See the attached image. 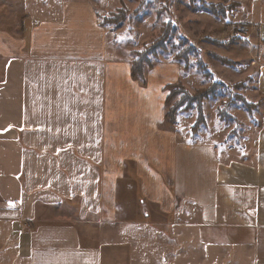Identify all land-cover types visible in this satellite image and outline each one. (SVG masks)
I'll return each mask as SVG.
<instances>
[{"label": "crops", "instance_id": "1", "mask_svg": "<svg viewBox=\"0 0 264 264\" xmlns=\"http://www.w3.org/2000/svg\"><path fill=\"white\" fill-rule=\"evenodd\" d=\"M20 2L0 27V264H264V132L239 151L185 113L163 125L176 60L143 84L101 2ZM257 61L264 93V42Z\"/></svg>", "mask_w": 264, "mask_h": 264}, {"label": "rangeland", "instance_id": "2", "mask_svg": "<svg viewBox=\"0 0 264 264\" xmlns=\"http://www.w3.org/2000/svg\"><path fill=\"white\" fill-rule=\"evenodd\" d=\"M95 1L98 4L101 2L100 17L112 15L121 8L126 10L127 17L121 26L107 25L111 32V47L123 52L126 57L133 59L131 52L141 50L164 34L168 37L164 48L155 51V54L150 55L149 58L155 66L173 62L175 60L173 57L176 55L183 57L181 62L177 61V65L174 64L177 67L175 73L179 74L175 75L173 80L179 84L174 88L177 94L174 95L172 102L180 98L182 90L192 95L196 90L205 88L214 81L224 83L232 93L243 95L249 102H256L264 96L261 90H256L259 84L255 87L252 84L258 77L260 69L257 60L263 54L264 0ZM21 5L20 0L14 1L13 4H8L10 9L8 11L0 5V22H2L0 27L6 29V20L10 22V25L12 21L14 25L17 23L18 15L25 11V6ZM136 13L137 15L133 16ZM200 64L201 67H206L210 75L209 80H205L203 73L197 69ZM183 66H186V69ZM247 67H251L252 70L251 68L248 70ZM146 71L148 68L144 73ZM246 79H250L246 83V88L238 89V91L232 88L234 84ZM251 84L250 90H246ZM167 94L168 91L163 93V98ZM159 97L162 96L159 95ZM225 100L226 97L220 93L216 98L203 102L207 125L202 127L198 133L201 137L203 136L202 142L205 137L202 130H205L208 131V136L212 133L219 134V137L223 136L222 141L226 144L223 149L228 148L231 143L233 147L238 144L239 151H243L248 131V141L255 143L258 141V135L264 132V107L255 111L251 119L239 104L232 106L227 114L235 120L232 119L225 123L217 116L218 109ZM195 115V111L191 109L185 113L183 122L191 126ZM261 120H263L262 124ZM167 122H163V125L168 126ZM233 128H237L236 132L229 136L226 135L224 139V133L230 132ZM193 172L195 169L191 166V173ZM196 188L197 184L192 183L189 191L192 193ZM165 192L164 187H158V195L166 197ZM138 199H143V197L138 196ZM126 214L128 215L127 211ZM145 218L148 221L143 224L150 223L151 225L165 221L163 217L156 219L148 216ZM173 221H178L175 215Z\"/></svg>", "mask_w": 264, "mask_h": 264}, {"label": "trees", "instance_id": "3", "mask_svg": "<svg viewBox=\"0 0 264 264\" xmlns=\"http://www.w3.org/2000/svg\"><path fill=\"white\" fill-rule=\"evenodd\" d=\"M134 14L133 16H136ZM127 17V12L124 8L117 10L115 13L109 16H98L99 25L107 26L108 24L113 27L121 26V23ZM131 20V19H130ZM168 37L166 35H162L157 40H154L149 45L143 47L141 50H136L131 52L133 59L130 63V77L132 79H139L143 84L145 83V69H151L152 63L150 62V55H154L155 51L161 50L164 48V43H166ZM176 61H180L183 57L180 55L173 57ZM181 62V61H180ZM227 62V61H224ZM203 64L202 62H200ZM228 63V62H227ZM201 64L197 66V69L203 73V77L205 80L210 79L209 73L206 71V67H201ZM186 69V66H183ZM212 80V79H211ZM250 81V79H246L243 82H238L233 85V89L238 91V89L246 88V83ZM245 82V83H244ZM179 83L168 84L164 87V91H168V94L165 98L164 104L167 106V110L165 113V120L168 121L169 126H173L176 121V117L180 113H187L191 109L195 111V119L193 124L190 126V135L191 139L197 136L198 132L202 127L206 126V117L203 111V102L208 99L216 98L220 93L226 97L225 102L221 103V107L218 109L217 116L223 122L227 123L230 120H235L231 115L227 114L228 109L235 105H240L243 110L247 113L249 118L253 119V114L255 111L259 110L260 107L264 105V96L260 97L256 102H249L243 95L232 93L224 83L220 81H214L209 83V85L205 88H201L196 90L192 95L187 94L184 90H182L180 94V98L173 101L175 92L174 88L178 86ZM235 129L233 128L229 134L235 133Z\"/></svg>", "mask_w": 264, "mask_h": 264}]
</instances>
